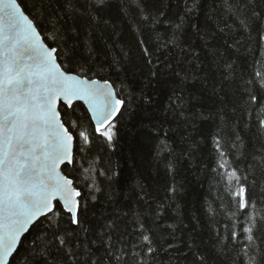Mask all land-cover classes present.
Instances as JSON below:
<instances>
[{"label": "snow or ice", "instance_id": "1", "mask_svg": "<svg viewBox=\"0 0 264 264\" xmlns=\"http://www.w3.org/2000/svg\"><path fill=\"white\" fill-rule=\"evenodd\" d=\"M58 2L61 4L58 11L63 15L55 18L49 31L41 30L36 17L26 14V8L18 0H0V264H15L26 234L38 227L41 218L46 226L32 240L23 264H152L158 255L153 229L137 214V238L131 247L123 243V234L114 238L115 222L105 226L109 231L95 234L86 226L87 205L82 193L68 174L71 171L68 166L77 163L76 152H91L94 147L103 152L118 144L120 129L117 125L130 107L123 90L124 87L131 89L128 94L131 97L135 83L128 73L134 74L136 66L129 67L124 48L120 49L119 56H113L107 68L101 65L94 71L90 63L92 57L85 58L80 52L81 48L93 50L80 37L84 32L91 36L101 24L109 25L106 15L110 11L127 17L131 8L136 16L131 25L135 44L146 64L154 65V49H167L169 53L179 49L177 64L189 65V71L181 69L183 74L174 73L179 83L173 93L177 89L186 92L190 80H202L198 74L202 69L193 62L201 60L200 53L195 51L197 47L206 50L205 55L211 58L219 73V79L212 84L213 95L218 100L212 101V106L215 115L223 118L224 105L229 100L234 101V110L238 105L242 113L261 101L253 92H248L247 99L237 96L232 88L236 79L234 61L209 45L208 37L211 34L215 40L219 33L231 39L232 44L225 40L226 51L234 45L238 50V37L245 33L250 35L252 30L258 32V41H264V0H223L216 31L209 29V18L199 19L203 0H184L183 9L176 13L175 20L167 15L170 8L165 0H83V11L76 7L80 0ZM44 6L45 0H40L41 12ZM258 8L262 9L259 13ZM61 20L65 24L72 20L73 24L68 29L62 24L57 27ZM158 26H165L163 35ZM145 29L149 31L145 33ZM105 72L115 73L117 77L124 75L119 88L108 76L88 75ZM150 75L159 84V73L150 71ZM256 76L260 78L259 87L264 89V73L257 72ZM207 79V76L203 78ZM142 99L141 127L149 133L155 129L148 138L159 140L158 157L164 152L171 156L174 149L167 143L166 120L160 119L151 97L142 95ZM175 99L180 103L170 105L173 120L184 115L187 104L184 96L177 95ZM76 102H82L86 113L73 119ZM211 118L212 111L208 115L199 114L201 120ZM194 119L185 120L186 135L182 134L193 146L198 144L192 139V130L197 128ZM258 126L264 129V118L258 119ZM198 134L204 136L203 130ZM239 139L236 136V140ZM213 143L223 157L221 139L213 137ZM97 159L103 166H98ZM97 159L83 171L91 179L94 192L102 191L95 175L103 176L108 182V197L113 199L120 195L116 186L123 188L126 177L110 160ZM226 164L227 161L222 160L219 167L225 168ZM165 167L171 169L172 162L168 161ZM226 176L229 184L237 185L232 193L236 211L231 212V216L239 213L247 217L242 234L250 247L256 239L254 229L258 224L256 200L235 170ZM137 186L143 189L142 183L138 182ZM260 195L264 198V187ZM91 198L96 199L94 195ZM260 220L264 221V215ZM237 237L238 233L233 231L230 239ZM184 247L186 251L179 259L186 264H215L220 253L219 248L202 250L195 241L186 242ZM242 251L248 255L247 248Z\"/></svg>", "mask_w": 264, "mask_h": 264}, {"label": "trees", "instance_id": "2", "mask_svg": "<svg viewBox=\"0 0 264 264\" xmlns=\"http://www.w3.org/2000/svg\"><path fill=\"white\" fill-rule=\"evenodd\" d=\"M26 13L36 17L41 30L51 31L53 21L57 16H62L61 4L58 0H45L43 11H40V0H18ZM223 0H203L202 10L199 19H208V27L216 31V20L221 15ZM76 7L81 9V4ZM170 10L167 15L170 19H176V13L183 9L184 0H165ZM262 9L258 8L257 12ZM55 14V15H53ZM106 18L110 20L109 25H100L99 29L91 36L84 32L80 40L86 42L93 50L89 52L81 48V55L85 58L91 56L90 61L94 71L101 65L107 68V64L113 56L120 55V49L124 48L128 53L129 67L135 65L134 74L128 73L129 79H134L133 94L129 97L128 87H124L123 95L130 101L129 112L120 121L117 127L120 133L117 137L118 144L114 149L100 151L93 148L91 152H76L75 166H68L71 171L68 173L74 179L76 187L81 191L86 203V226L95 234L99 235L109 231L106 225L115 222L114 238L123 234V243L131 244L137 238V214L143 219L147 226L153 229L154 238L158 246V255L152 264H186L179 257L186 251L185 243L195 241L202 250L209 248L220 249L215 264H264V221L260 216L264 215V198L260 190L264 187V129H259L258 119L264 118V89L259 87L260 78L257 72L264 73V41H258V32L252 30L250 35L245 33L238 37L240 44L238 50L234 45L227 49V44H232L228 37H222L219 33L215 40L208 37V44L214 45L221 53L230 56L234 61L235 81L232 88L237 96L247 99L248 92H253L261 101L254 105L248 112H241L234 101L229 100L224 105L223 118L215 115V107L212 101L218 100L213 95L212 84L219 79V73L211 62V58L205 55L200 47L195 51L200 53L201 60L193 62L202 69L199 71L201 81L190 80L187 91L180 92L177 88L179 78L175 72L189 71L188 64H177V53L174 49L171 53L167 49L155 50L152 57L154 65L146 64L141 58L140 51L135 44V33L131 25L136 20L135 14L129 8V16L125 17L115 10L110 11ZM67 19V17H65ZM231 22V21H230ZM63 25L68 29L73 24L72 20L64 23L63 20L57 27ZM223 26V25H221ZM160 33L164 34L165 26H158ZM149 30L145 29V33ZM169 33L171 29H168ZM227 40V44H225ZM202 43L198 41V44ZM186 46V45H185ZM150 71L159 73V84L150 75ZM183 74V72H181ZM100 78L101 75L108 76L116 81L120 87V81L125 77L122 74L117 77L115 73L108 72L93 76ZM209 77L203 80L204 77ZM254 82V83H249ZM217 88L219 85L217 84ZM247 89V91H245ZM142 95L151 97L161 120H166L164 130L168 132L167 143L174 149L171 156L167 152L157 156V144L159 140L149 139L146 128L141 127L144 102ZM177 95L184 96L187 101L184 115L173 120L170 105H176ZM76 116L86 113L82 103L77 102ZM179 111V110H178ZM213 112V118L204 121L199 119L203 112ZM196 129L192 130V139L198 142L193 146L191 140H185V120L193 118ZM224 121L228 123L225 124ZM238 122V123H236ZM233 123L236 124L233 127ZM189 128L191 125L189 124ZM203 130L204 136L198 134ZM239 136V140H236ZM213 137L220 138L224 156H220L213 143ZM235 144V146H233ZM100 158L103 161L119 166V170L126 177L127 183L123 188L118 184L119 196L109 199L106 187L107 181L103 176L95 175L101 192H94L91 189V179L83 169L88 168L92 160ZM227 161L225 168H220L221 161ZM171 161V169L165 164ZM98 166L100 165L97 159ZM235 170L241 176V183L253 193L257 208V227L254 229L256 239L249 247L248 241L242 234V226H247V217L237 214L236 202L232 193L236 190V183H228L226 173ZM246 178V179H245ZM142 183L143 189L137 186ZM172 189H175L173 191ZM95 196L93 200L91 197ZM46 226L41 219L38 227L30 234H26L24 244L20 249L15 264H23L26 250L30 247L32 240ZM236 231L238 237L230 239L231 233ZM172 247L169 248L168 245ZM122 246V245H121ZM247 248L248 255H244L243 249ZM251 258V260H250Z\"/></svg>", "mask_w": 264, "mask_h": 264}, {"label": "water", "instance_id": "3", "mask_svg": "<svg viewBox=\"0 0 264 264\" xmlns=\"http://www.w3.org/2000/svg\"><path fill=\"white\" fill-rule=\"evenodd\" d=\"M27 14V13H26ZM77 103V102H76ZM79 103H82V102H79ZM42 219V218H41Z\"/></svg>", "mask_w": 264, "mask_h": 264}]
</instances>
